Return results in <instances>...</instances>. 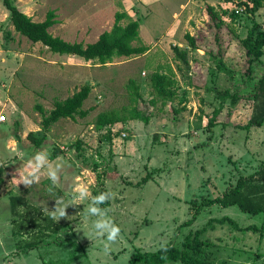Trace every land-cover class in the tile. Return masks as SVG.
<instances>
[{
  "label": "rangeland",
  "instance_id": "rangeland-1",
  "mask_svg": "<svg viewBox=\"0 0 264 264\" xmlns=\"http://www.w3.org/2000/svg\"><path fill=\"white\" fill-rule=\"evenodd\" d=\"M192 1L197 3L194 17L174 18L169 10L159 19V12L150 4L139 7L138 0H13L34 21L43 20L54 9L56 23L49 31L69 41L94 42L111 29L116 12L127 13L122 25L138 20L139 39L132 45H144L146 50L102 63L52 53L20 35L0 0V114L5 116L0 121V166L4 167L0 264H122L137 248L153 251L166 242L180 245L203 226L205 230L198 235L200 251L208 258L227 264H264V232L260 237L258 232L213 220L228 216L240 226H260L262 214L241 211L237 205L204 204L233 187L239 176L264 165V125L243 129L252 113L248 94L264 71V52L247 73L249 63L241 44L249 28L262 26L264 4L251 15L236 0ZM207 5L220 13V26L209 18ZM234 11L232 18L229 14ZM186 32L194 35L201 49L189 47ZM217 40L223 49V68L216 67L211 53ZM173 45L187 50L189 85L181 77L187 71ZM166 65L179 81L172 100L177 112L158 101L151 106L148 124L139 119L118 122L109 136L106 126L96 128L99 112L129 104L130 78L140 83L142 97L150 99V75ZM84 84L91 85L83 103L89 109L87 115L61 117L43 130L39 107L47 113L55 100L72 95ZM208 87L237 91L236 102L220 101ZM216 109L215 124L209 127L208 119ZM30 131L36 137L46 135L42 146L36 148L26 137ZM40 151L57 168V184L48 178L46 165L38 182L30 187L17 185L13 176L18 177L17 171ZM147 173L148 180L142 182ZM81 186L88 190L86 199H79ZM52 189L62 194L55 197ZM104 192L115 197L98 207L121 229L107 253L103 240L93 235L92 221L100 217L86 218L92 198ZM12 194L25 195L45 214L67 205V217L56 221L61 224L58 230L24 250L23 244L34 231H23L27 216L16 219L11 215L8 197Z\"/></svg>",
  "mask_w": 264,
  "mask_h": 264
},
{
  "label": "trees",
  "instance_id": "trees-1",
  "mask_svg": "<svg viewBox=\"0 0 264 264\" xmlns=\"http://www.w3.org/2000/svg\"><path fill=\"white\" fill-rule=\"evenodd\" d=\"M236 1L251 15L255 14L264 4V0ZM2 3L9 12V20L14 30L20 35L26 36L33 43H41L52 53L73 54L82 57L86 61L97 59L105 63L110 61L113 57L138 55L146 50V46L144 45H132V41L139 39V21L131 19L125 25H122L121 21L127 16L125 12H116L111 29L103 31L94 42L83 43L82 41L65 40L58 35H53L49 31V28L56 23L54 9H49L43 20L34 21L31 16L21 11L13 3V0H2ZM206 10L209 13V18L216 25L220 26L222 22L220 13L214 9L213 5H207ZM229 15L235 18L236 12H231ZM184 38L187 40L190 48L201 49L194 35L186 32ZM216 42L217 47L214 50L212 49L211 53L213 52V55L216 57V67L223 68V49L219 44V40ZM241 44L245 49L249 63L246 72L250 73L251 64L259 61L264 52V20L260 28L252 26L247 30L245 37L241 39ZM173 50L178 60L187 71L182 72L181 77L185 84L189 85L192 77L188 70L190 63L187 50H182L177 47V45H173ZM178 68L179 70L181 69L180 66H178ZM150 86L151 98L144 99L140 93V83L130 78L127 83L129 104L118 109L112 108L99 112L95 119L96 128L100 129L106 126L108 128L107 135L109 136L112 126L118 122L139 119L148 124L152 116L151 106L156 105L158 101L162 105L169 104L175 112L178 111L173 105L172 100L179 89V81L169 65L165 67L158 66L156 70L152 72L150 75ZM203 86L204 88L207 87L205 84H203ZM206 89L213 91L220 101L229 98L230 102H236L237 91L231 93L230 89L222 91L215 87H211L210 89L208 87ZM90 91L91 85L84 84L78 90L74 91L72 95L61 100H55L53 107L47 113L39 107L42 112V129L46 130L52 123L58 121L61 117H85L89 109L83 108V103L89 96ZM248 97L252 101V113L247 122L243 125V129L264 125V71L256 79L253 91L248 94ZM218 112L219 109L214 110L212 116L208 119L209 127L215 124V118ZM45 136V134H42L40 137H36L32 131L28 132L26 135L28 139L34 142L36 148L42 146ZM76 147H80L78 142ZM3 173L4 167L0 166V185L3 182ZM148 178L149 173L141 180L142 182H146ZM52 190L51 193L55 197L62 194V191L59 189ZM8 200L9 211L13 217L18 219L19 217L27 216L23 231H34L32 239L23 244V246L26 247L24 250L37 246L43 237L48 236L51 232L61 227V224L53 220L49 214H45L37 206L32 205L25 195L12 194L8 197ZM202 204L203 203H200L198 207H202ZM204 204H218L221 207L237 205L241 211L251 214L261 213L262 220L260 226L256 224L240 226L234 219L228 216H221L213 219L221 223L228 222L233 228L241 231L250 230L258 232L261 237L264 232V165L260 166L252 173L239 176L233 187L224 190L221 195L207 200ZM19 207H23V210L20 211ZM40 216L42 217L41 220L38 218ZM16 219L13 223L15 227L18 226L19 222ZM210 221L211 220L208 222ZM204 230V226L197 229L193 238L189 239V237L186 236L185 240H183L180 245L173 242H166L153 251H145L137 248L129 255L128 260L122 264H165L167 262H180L181 264H227L225 260L215 261L214 259L208 258L204 255L203 251H200L202 250V244L200 243L198 235ZM190 249L193 252H191Z\"/></svg>",
  "mask_w": 264,
  "mask_h": 264
},
{
  "label": "clouds",
  "instance_id": "clouds-1",
  "mask_svg": "<svg viewBox=\"0 0 264 264\" xmlns=\"http://www.w3.org/2000/svg\"><path fill=\"white\" fill-rule=\"evenodd\" d=\"M0 119H4L0 117ZM33 161H35L33 163ZM47 165V176L53 184H57V168L48 164L47 153L44 151L37 152L35 156L27 162L24 169L17 171L18 177L13 176L17 185L23 183L26 187H30L33 183L40 179L41 169ZM88 197V190L86 187L79 188V199H86ZM115 194L111 192H104L92 198V202L86 209V218L92 216H99V219L92 221L93 235L95 238L102 239L104 251L107 253L112 250V245L120 238L121 229L116 225L111 218L107 216L106 210H101L98 205L105 203L109 199H113ZM59 203V202H57ZM67 205L63 207H56L49 215L55 221H59L61 217H67Z\"/></svg>",
  "mask_w": 264,
  "mask_h": 264
},
{
  "label": "crops",
  "instance_id": "crops-1",
  "mask_svg": "<svg viewBox=\"0 0 264 264\" xmlns=\"http://www.w3.org/2000/svg\"><path fill=\"white\" fill-rule=\"evenodd\" d=\"M206 1V0H200ZM194 2V3H193ZM139 7L150 4L153 11L159 12V19L165 15V12L172 11L174 18L194 17L196 6L192 0H138ZM138 8V6H137ZM139 10V9H138ZM197 10V9H196ZM168 16V15H167ZM175 21V20H173ZM125 57V56H123ZM131 122V120H129Z\"/></svg>",
  "mask_w": 264,
  "mask_h": 264
},
{
  "label": "built area",
  "instance_id": "built-area-1",
  "mask_svg": "<svg viewBox=\"0 0 264 264\" xmlns=\"http://www.w3.org/2000/svg\"><path fill=\"white\" fill-rule=\"evenodd\" d=\"M0 117H3L4 119H0V121H3V120H5V116H4V114H0ZM121 135L122 136H126V133H121Z\"/></svg>",
  "mask_w": 264,
  "mask_h": 264
}]
</instances>
